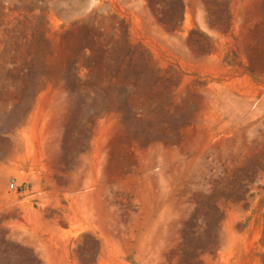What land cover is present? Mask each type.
Masks as SVG:
<instances>
[{"label": "rangeland", "instance_id": "1", "mask_svg": "<svg viewBox=\"0 0 264 264\" xmlns=\"http://www.w3.org/2000/svg\"><path fill=\"white\" fill-rule=\"evenodd\" d=\"M0 264H264V0H0Z\"/></svg>", "mask_w": 264, "mask_h": 264}, {"label": "built area", "instance_id": "2", "mask_svg": "<svg viewBox=\"0 0 264 264\" xmlns=\"http://www.w3.org/2000/svg\"><path fill=\"white\" fill-rule=\"evenodd\" d=\"M9 187L10 189H17V184L14 180H11V182L9 183Z\"/></svg>", "mask_w": 264, "mask_h": 264}, {"label": "bare ground", "instance_id": "3", "mask_svg": "<svg viewBox=\"0 0 264 264\" xmlns=\"http://www.w3.org/2000/svg\"><path fill=\"white\" fill-rule=\"evenodd\" d=\"M14 152V151H13Z\"/></svg>", "mask_w": 264, "mask_h": 264}]
</instances>
